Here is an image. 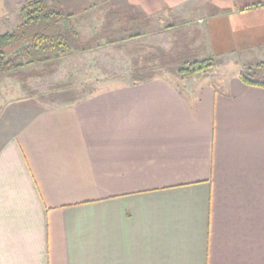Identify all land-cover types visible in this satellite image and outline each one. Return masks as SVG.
<instances>
[{
    "label": "crops",
    "instance_id": "1",
    "mask_svg": "<svg viewBox=\"0 0 264 264\" xmlns=\"http://www.w3.org/2000/svg\"><path fill=\"white\" fill-rule=\"evenodd\" d=\"M58 1L77 47L0 104V264H264V87L240 78L264 58V0ZM26 2L0 0V32ZM171 34L239 70L133 81Z\"/></svg>",
    "mask_w": 264,
    "mask_h": 264
},
{
    "label": "trees",
    "instance_id": "2",
    "mask_svg": "<svg viewBox=\"0 0 264 264\" xmlns=\"http://www.w3.org/2000/svg\"><path fill=\"white\" fill-rule=\"evenodd\" d=\"M20 11L22 22L13 30L0 32V75L35 64L56 61L73 53L80 34L69 20L70 14L61 9L58 0H27ZM157 51L160 55L150 54L149 59L142 58L141 66L136 62L139 60H134L130 73L133 81H147L165 70L167 54L161 48ZM174 56L169 68L177 66L175 68L181 77L205 72L215 60L212 56L193 58L181 53ZM161 58L165 60L162 61ZM263 68L264 61L246 65L240 72V78L246 84L264 87V74L261 78L256 77Z\"/></svg>",
    "mask_w": 264,
    "mask_h": 264
},
{
    "label": "rangeland",
    "instance_id": "3",
    "mask_svg": "<svg viewBox=\"0 0 264 264\" xmlns=\"http://www.w3.org/2000/svg\"><path fill=\"white\" fill-rule=\"evenodd\" d=\"M160 36L161 37H155L153 39H149L152 41H147L145 43L146 49L150 48L148 50L149 53L145 54V55L136 54V56H138V57H136V60H139V61H136V60L135 61L137 62L138 65L141 66L143 64V62H141V61H143L142 58L149 59L150 54L158 56V55H160V52L157 51L158 47L166 46L165 48H167L166 50L170 52L171 56L170 57L167 56V58H166L167 59V65L165 67V70L163 69L161 71V73H163L166 76H169L170 78L175 80L176 83H178L182 87H184L185 84H187V83L189 84L190 82L195 83L197 78L208 79L210 82L216 83L217 80H221V79L223 80V78H227L230 75H232L233 73H235L237 70H239V67L237 64L236 65L231 64L230 67H228L226 65V63H229L232 59L229 58L228 60H225L226 58L225 59L224 58H218V57L215 58L213 56L215 59L213 62V65L211 66V68L207 69L205 72H200L202 74H199L198 72H196V73H191L189 75H184L183 77H181L178 75V71L175 68L177 66L172 67V69L169 68L171 66V63H172L171 58H174L175 57L174 54L177 53V45L174 42L176 41V39H178V37H176V36L174 37V34H171V36H170L171 39L167 38L166 36H164V37L162 35H160ZM179 39L181 41H183L184 43H191V44L193 43L191 41H188L187 38H185V37L179 38ZM170 40H171V42H169ZM169 43H170V46L168 45ZM191 54H194V53H191ZM194 55L195 56H193V58L197 57V54H194ZM172 56H174V57H172ZM241 56H239V57H241ZM120 57H121L120 53L117 55L115 54V57L113 59L118 61L120 59ZM262 61H264V58L262 59L261 57H259L258 60L253 62V64H257V63L262 62ZM107 63L106 64H107L108 69H107V74L105 73V75L109 76V74L114 73L115 71L116 72L118 71L117 66L113 65L114 62L111 58L107 59ZM151 63H153V62H151ZM156 63H158V62H156ZM253 64H248V65H253ZM51 73H52V71H50L49 69L47 71H43L44 79L40 77L42 74H40V73L38 74V73H35L34 71H30V70L28 71V69H21V70L15 71L13 73L1 74L0 75V104L2 103V101H1L2 99L12 98V97L18 96L19 93H21V90L23 87L21 85L22 82H26L27 85H29L31 81L32 82L36 81L35 83H38V84H41V83L44 84L51 79L50 78ZM263 74H264V68L262 69V71L260 73H258L256 75V77L261 78L263 76ZM34 78H37V79H34ZM103 84H105V83H103ZM219 86L221 87V85H219ZM74 88H76V87H74ZM70 89H71V87L70 88L68 87V89H67L66 86H63V87L61 86V87L57 88V91H59L60 93H65V92H67V90H70ZM91 89H92V87H91ZM47 97L51 98L52 95L48 94Z\"/></svg>",
    "mask_w": 264,
    "mask_h": 264
}]
</instances>
